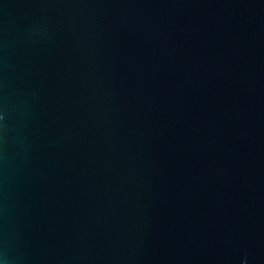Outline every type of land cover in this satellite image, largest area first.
<instances>
[{
	"label": "water",
	"instance_id": "95a60500",
	"mask_svg": "<svg viewBox=\"0 0 264 264\" xmlns=\"http://www.w3.org/2000/svg\"><path fill=\"white\" fill-rule=\"evenodd\" d=\"M0 264H264V0H0Z\"/></svg>",
	"mask_w": 264,
	"mask_h": 264
}]
</instances>
